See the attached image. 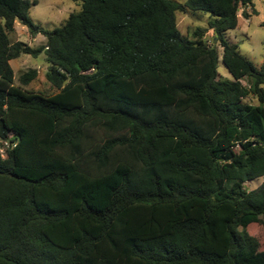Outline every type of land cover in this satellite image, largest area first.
<instances>
[{"label":"trees","instance_id":"16d2710c","mask_svg":"<svg viewBox=\"0 0 264 264\" xmlns=\"http://www.w3.org/2000/svg\"><path fill=\"white\" fill-rule=\"evenodd\" d=\"M33 2L0 0V264H264V54L223 34L251 0H79L50 28ZM41 50L49 93L9 63Z\"/></svg>","mask_w":264,"mask_h":264},{"label":"rangeland","instance_id":"374dc122","mask_svg":"<svg viewBox=\"0 0 264 264\" xmlns=\"http://www.w3.org/2000/svg\"><path fill=\"white\" fill-rule=\"evenodd\" d=\"M183 1V0H180ZM79 8V0H35L28 7V14L34 22L39 26L50 28L58 25L67 15L68 11ZM254 9V10H253ZM241 10H245L246 14H242ZM175 22L178 30L188 35V31L195 25L204 27L203 37L206 40L211 38V29L206 27L207 13L200 10H175ZM264 18V0H251L250 3L239 4L236 8V23L233 27L226 29L224 37L235 42L240 53L251 60L254 65H258L264 54V24L260 22ZM9 39H20L30 45H37L44 41V35L41 32H35L31 35L24 24L17 19L13 20V29L8 33ZM218 52L220 45L217 44ZM9 63L13 71V82L19 83L21 86L37 90L43 93L53 91L52 84L45 78V59L43 51L32 55L28 52H19L17 55L9 58ZM35 67L36 74L25 83L18 81V73L27 67ZM216 69L219 74L230 76L225 66L220 60L217 61ZM241 82H246L245 78H240ZM249 102H257L256 97L248 93L242 97ZM237 144L234 146L237 148ZM261 180V176L257 175L246 179L243 185L247 188L255 186ZM246 230L252 234L257 240V246L261 247L262 233L264 228V214H259V220L250 221L246 224Z\"/></svg>","mask_w":264,"mask_h":264},{"label":"built area","instance_id":"2783aa9c","mask_svg":"<svg viewBox=\"0 0 264 264\" xmlns=\"http://www.w3.org/2000/svg\"><path fill=\"white\" fill-rule=\"evenodd\" d=\"M0 140H1V139H0ZM1 141H2V143H5V142H6L5 139H4V140L2 139ZM0 150H2V146H1V145H0Z\"/></svg>","mask_w":264,"mask_h":264},{"label":"water","instance_id":"95a60500","mask_svg":"<svg viewBox=\"0 0 264 264\" xmlns=\"http://www.w3.org/2000/svg\"><path fill=\"white\" fill-rule=\"evenodd\" d=\"M45 62L47 63V61L45 60Z\"/></svg>","mask_w":264,"mask_h":264}]
</instances>
